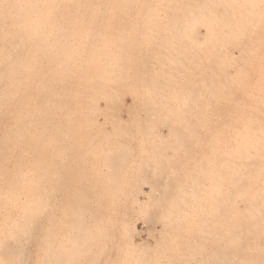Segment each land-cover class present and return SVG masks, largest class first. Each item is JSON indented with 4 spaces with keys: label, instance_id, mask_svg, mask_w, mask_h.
I'll return each mask as SVG.
<instances>
[{
    "label": "bare ground",
    "instance_id": "obj_1",
    "mask_svg": "<svg viewBox=\"0 0 264 264\" xmlns=\"http://www.w3.org/2000/svg\"><path fill=\"white\" fill-rule=\"evenodd\" d=\"M261 47L264 0H0V210L52 212L38 260L73 264L64 241L104 240L117 209L112 264H264V191L254 189L264 186ZM130 82L151 143L180 156L169 167L178 179L164 174L160 190L148 171L128 174L140 129L132 135L115 105ZM111 100L109 118L99 104ZM133 219L150 223V244Z\"/></svg>",
    "mask_w": 264,
    "mask_h": 264
},
{
    "label": "rangeland",
    "instance_id": "obj_2",
    "mask_svg": "<svg viewBox=\"0 0 264 264\" xmlns=\"http://www.w3.org/2000/svg\"><path fill=\"white\" fill-rule=\"evenodd\" d=\"M139 31H136L137 32V35L139 34V32H140V30L141 29H138ZM142 31V30H141ZM115 33V32H114ZM111 34H113V32L111 33ZM140 34H141V32H140ZM115 35V34H114ZM143 35V31H142V34L140 35V36H136L137 38L138 37H141ZM263 47H261V48H259V51L260 52H258V55H260V56H262L261 55V53L263 54L264 53V48L262 49ZM262 49V50H261ZM134 60H136V58H138V57H135L134 56ZM141 58L142 57H140L139 59H137V61H141ZM139 61V63H141ZM138 63V62H137ZM135 64L133 67L134 68H137L136 66H138V64ZM139 66H141V65H139ZM134 70V69H133ZM136 70H138V69H136ZM139 71V70H138ZM137 71V72H138ZM135 74V73H134ZM138 75H139V72H138ZM138 75H136V77H135V82H134V84H135V86H133V87H139V85H136V81H137V84H138ZM133 76H135V75H133ZM259 77V76H258ZM137 78V79H136ZM260 78V77H259ZM133 82V81H132ZM133 83H131L130 82V87L128 88V86L125 88V90H127V91H121V93H122V95L123 96H121V93H120V102L117 100L116 101V99H115V101L117 102V103H119V105L114 101V99H113V101H114V104H117L118 106H116L115 105V107H118V108H115V110L117 109V113L120 115V117H121V119H125L126 117H127V121L129 122V121H134V123H133V126H132V124L131 123H129L130 124V126L126 123V126H125V128L127 129V130H129V131H131L130 129H128V128H130L131 126L134 128V129H132V127H131V129L133 130V131H131L132 132V135L134 134V131L136 130L137 131V128L138 129H140L141 130V128H142V126H145V128H142V131L140 132V130H138L137 132L138 133H136V134H142L141 136H139V135H137V136H135L136 134H134L133 135V137L135 138L134 140H132V143H133V141H134V143L132 144V143H128V145H127V149L129 148L130 150H128V156H127V158L126 159H128V161H130V162H132V164L129 166L130 168H129V170H128V174L130 175V176H133V175H136V174H138V172L140 173V171L143 173V174H145V172L146 171H148L149 173H146L145 175L148 177V175H149V177H150V180L152 179V182H155V184H160L159 185V187L157 186V189H162V188H160L161 187V185H162V181H163V183H164V174H172V175H170V176H173V175H176L175 176V179H178L177 178V174H175V172H176V170H174L175 172H172L173 171V169H170L169 167L170 166H172L171 168H175V166H176V163L174 164V162H175V160H178L177 158H179L180 159V156H179V154L177 155H173V153L170 151V149L168 148V146H165L164 144H158V143H151V140L149 139L150 138V130H149V127H148V124L143 120V118H142V116H141V111L139 112L138 110H140L141 109V107H140V105H139V103L137 104V102L135 103H133V94L135 93V95H137L136 93H138V95L139 94H141V93H139L140 91L138 90V89H135V90H137L136 92H134V89H131L132 88V85H134ZM35 85V84H34ZM33 85V86H34ZM33 89H35L34 87H33ZM131 90H133V92L131 91ZM35 91V90H34ZM128 91H130V94L131 95H129V93H128ZM139 91V92H138ZM124 92H126L125 94L126 95H124ZM36 93V92H35ZM128 93V94H127ZM127 95H129V96H127ZM132 96V97H131ZM122 97V98H121ZM132 98V99H131ZM138 98V100H140V97L138 96L137 97ZM131 99V100H130ZM127 100H129V101H132L131 103L129 102V101H127ZM113 101L111 100V103H109V105H107V108H105L106 106H104L103 104L104 103H102V102H100V104H99V106L101 107V109H105L104 111H105V113L106 114H110V116H108L107 115V117H111L112 115V112H109V109H111L110 107L112 106V105H114L113 104ZM121 101H123L122 102V104H121ZM127 103H130V104H127ZM133 103V104H132ZM127 104V105H126ZM120 105L122 106L121 108H120ZM130 105H132L131 107H130ZM137 105V106H136ZM103 106H104V108H103ZM127 106V107H126ZM135 106V107H134ZM113 107V106H112ZM134 107V108H133ZM137 107H139L138 109H136ZM218 107V106H217ZM129 109V110H127V111H125L126 109ZM108 111H107V110ZM125 109V110H124ZM132 109L134 110V109H136L137 110V112L139 113H137L136 111H132ZM224 110V106H222L221 104L219 105V107H218V110ZM112 110H114V108L112 109ZM111 110V111H112ZM122 111H124V112H122ZM119 112H121V113H119ZM131 112H133V114H131ZM129 115H131L130 117H131V119H129L128 118V114ZM138 115H136V114ZM127 114V116H125ZM135 118H134V117ZM140 116V117H139ZM141 119V120H139V118ZM125 121V120H124ZM145 122V124H144V122ZM135 123H137L138 125H136ZM142 124V126L140 125V124ZM128 125V126H127ZM154 125H156V127L158 128H156L155 129V127H154V129H155V131H161V126H159V124H154ZM141 126V127H140ZM146 126H147V128L148 129H146ZM159 126V127H158ZM143 129H145L146 131L144 132V130ZM147 130H149V131H147ZM163 131V130H162ZM144 134H143V133ZM146 133V134H145ZM148 137H147V136ZM143 136L144 137H146L145 139L143 138ZM227 136H230L229 134H227ZM140 137H142V138H140ZM137 139H138V141H139V143H138V141H137ZM141 140H143V141H141ZM147 140V141H146ZM149 140V141H148ZM145 141V142H144ZM140 142H141V144H140ZM147 142H149V143H151V145L152 146H150L149 145V143H147ZM135 143H137V146H136V148H137V150L136 149H134V147H135ZM146 143V144H145ZM132 144V145H131ZM135 144V145H134ZM140 144V145H139ZM134 146V147H133ZM139 146V147H138ZM141 146H143V147H141ZM148 146V147H147ZM161 146H162V149H161ZM146 147V149H143V148H145ZM157 147H159V148H157ZM139 149V150H138ZM141 149H142V151L144 150L145 152H141ZM167 149V150H166ZM169 149V150H168ZM156 150H160V153H163V155L164 156H167V158L166 157H164L162 154L160 155L159 154V151H158V156H156L157 155V153H155V151ZM138 151H140V152H138ZM148 151V152H147ZM169 151V152H168ZM130 152H131V154H130ZM138 152V153H137ZM157 152V151H156ZM148 155H147V154ZM150 153L152 154V155H150ZM143 154H145V155H147V156H145V155H143ZM154 154V155H153ZM169 154V155H168ZM132 155V156H131ZM139 155V156H138ZM141 155H142V157H141ZM133 156H135V159L134 158H132ZM151 156H152V158H151ZM160 156H162V157H160ZM138 157V158H137ZM153 157H155V158H153ZM165 159H167V161L166 160H164V158ZM171 157V158H170ZM130 158H132L133 160H130ZM161 158H163V159H161ZM173 158V159H172ZM137 159V160H136ZM140 159H142L143 160V163H142V160H140ZM152 159L153 160H157L158 159V161H160L159 163H161V164H159L158 166H159V168H160V166L161 165H164V167H165V170H164V167L163 168H160V170H158L157 172L155 171V175H153L152 173H150V171L152 170L151 168V166H152ZM171 159H172V161H171ZM210 159H212V157H210ZM150 160V161H149ZM173 160H174V162H173ZM11 161V162H10ZM136 161H138L137 163H136ZM10 162V163H9ZM12 162H13V160L12 159H9L8 161H6L5 163H4V166H3V170H9V168H11V165H12ZM148 162V166H145L146 164L145 163H147ZM151 162V163H150ZM135 163H136V165H135ZM139 163L141 164V165H139ZM11 164V165H10ZM132 165H133V167H132ZM139 165V166H138ZM6 166V167H5ZM167 166V167H166ZM135 167H136V169H135ZM142 167H143V169H142ZM148 167V168H147ZM151 167V168H150ZM6 168V169H5ZM141 170H140V169ZM147 168V169H146ZM168 168V169H167ZM138 169H139V171H138ZM151 169V170H150ZM161 169L165 172H162L161 171ZM168 171H167V170ZM143 170V171H142ZM170 170H172V171H170ZM133 171V172H132ZM145 171V172H144ZM160 171V172H159ZM137 172V173H136ZM152 172V171H151ZM172 172V173H171ZM132 173V174H131ZM160 173V174H159ZM148 174V175H147ZM151 174H152V177L154 176V178H155V180H153L154 178H151ZM157 174H159V175H162L163 174V176H158V177H156L157 176ZM160 177H162V178H160ZM160 178V179H159ZM258 178H259V180L258 181H260L263 177H261V175H259L258 174ZM162 179V180H161ZM171 179V178H170ZM130 180H132V179H128L127 180V182L125 183V184H123V186H121V187H123V188H119V189H121V190H128L129 189V187H130V184H131V182H130ZM161 181V182H160ZM178 181V180H177ZM103 183H107L105 180L102 182V187L100 188L101 190L103 189V190H107V188L108 189H110L111 190V187L109 188V187H104V185L105 186H107L106 184H103ZM125 186V187H124ZM99 188H97V189H99ZM257 188H259V190L257 189ZM166 189H168V188H166ZM169 189H171V188H169ZM254 189H257V191H259V192H263L264 191V186H262L261 184H259L258 186H255V188ZM234 199V198H233ZM237 201L239 200V199H236ZM239 205H241V203H239V202H237V206H239ZM15 212H14V211ZM13 212V214H15L17 211V213L15 214L16 215V217H15V215H14V217L12 216L13 214H11L12 212ZM34 211H38V212H34ZM42 211V212H41ZM109 212H108V216H107V218H108V220H110V221H108V227L109 226H111V227H109V237L110 238H107V237H105L104 238V240L102 239V240H100L99 242H85V241H78V242H76V246H78V247H76V246H73L74 244H75V242H73V244L71 243H69V244H67V242H65L64 241V245L66 246V247H64V248H66V250L68 249V247H70L69 248V252H70V250L72 251L71 252V254L70 253H67V254H69V255H71V259H72V261L73 260H75V261H73L72 263L73 264H93L94 262H93V260H95L96 262H95V264H109V261H111L110 262V264H112V263H115L117 260H116V258L115 257H117L116 256V250L114 249V246L113 245H115V243H116V233L118 234V230H120V224H119V221L121 220V218H122V215L121 214H123V212L121 211V210H112V211H110V210H108ZM27 212V213H26ZM26 212H22L21 210H19V209H15V208H11V209H9V211L8 212H5V211H3V210H0V239L2 238V240H0V245L2 244V245H4V246H2L3 248H0V261L2 260L3 261V263L2 264H4V260H5V264H6V259H7V257H4V256H7V255H9V253H7V250H11L12 251V249H13V255H12V252H11V255L13 256V258L16 256L17 257V259H18V261L20 260V261H22L23 262V264H26V262H27V264H39V263H41V261L40 260H43L44 259V256H43V252L44 251H42V248H46V250H47V247H46V245L48 246V244H46L47 242H45L46 241V234L48 233V230L47 229H49V227H50V223H51V225H52V223L53 222H48V220H46V219H48V217L50 216L51 217V214H52V212L51 213H48L49 211H47V213H46V215L43 213L44 211L43 210H35V209H28V211H26ZM41 212V213H40ZM98 212V211H97ZM96 212V213H97ZM104 212V211H103ZM102 212V213H103ZM3 213V214H2ZM8 213V214H7ZM9 213H10V215H11V217H12V219H11V217H6V216H9ZM20 213V214H19ZM99 213H101L100 211H99ZM110 213V214H109ZM22 214V215H21ZM27 214V215H26ZM37 214H38V217H37ZM98 214V213H97ZM115 214V215H114ZM1 215H3V216H5L4 217V220L5 221H3L1 218H3V216L1 217ZM21 215V216H20ZM120 215V216H119ZM18 216V217H17ZM27 216V217H26ZM47 216V217H46ZM112 216V217H111ZM23 217H25L24 219H22ZM30 217H33V218H31L30 219ZM115 217V218H114ZM19 218V219H18ZM27 218V219H26ZM41 218H42V220H41ZM46 218V219H45ZM114 218V219H113ZM10 219V220H9ZM37 219H39V220H37ZM44 219V220H43ZM9 220V221H8ZM11 220H13V222L11 221ZM25 220H27V221H25ZM46 220V224H45V221ZM117 220V221H116ZM11 221V222H10ZM24 221V222H23ZM34 221V222H33ZM35 221L36 222H38L37 224L35 223ZM133 221L135 222V225L137 226L136 227V229H137V231L138 232H140L139 233V235H138V238H142L143 240L146 238V232L148 231V230H150L151 229V225H150V223H142L140 220H136V219H133ZM7 222V223H6ZM17 222V223H16ZM22 222L23 223H25V222H28L29 224H26V226H24V224H22ZM116 222V223H115ZM3 223V224H2ZM6 223V224H5ZM34 225H33V224ZM40 223V224H39ZM44 225H43V224ZM49 223V226L47 225ZM8 224V225H7ZM36 224V225H35ZM33 225V226H32ZM39 225V226H38ZM37 226V227H36ZM45 226H46V228H45ZM116 226V227H115ZM150 228H149V227ZM5 228V230H4V232H3V230H2V228ZM8 227L10 228L9 230H11V228L13 229L12 231H9V230H7L8 229ZM113 227H115V228H113ZM3 228V229H4ZM17 228L19 229V231L17 230ZM42 228V229H41ZM118 228V229H117ZM149 228V229H148ZM14 229H16V230H14ZM36 229V230H35ZM146 229H147V231H146ZM20 230H21V233H20V235H18L19 234V232H20ZM24 230V231H23ZM27 230V231H26ZM30 230H31V232H30ZM56 230H58V229H56ZM13 231L15 232V233H17V231H18V233L17 234H15V233H13ZM33 231V232H32ZM113 231V232H112ZM7 232H11V233H7ZM23 232H24V236L27 234V236H25L26 238H27V240H26V238L24 237L23 238V236L21 237V235L23 234ZM38 232V233H37ZM41 232V233H40ZM116 232V233H115ZM4 233H7V234H9V236L7 235V234H5V236H4ZM31 233H32V235H31ZM37 233V234H36ZM43 233V234H42ZM46 233V234H45ZM115 233V234H114ZM35 234V235H34ZM39 234V235H38ZM46 236H45V235ZM56 235H58L57 233H56ZM5 237L4 239H3V237ZM14 236H16V237H14ZM17 236H19V237H21L20 239H21V241L23 240V242H21L18 238L19 237H17ZM33 236V237H32ZM36 236H39V239L36 237ZM60 236V235H59ZM6 237H7V239L8 240H12V239H15V240H12V241H9V243L8 244H10V242H12L11 243V245H13V246H10V245H8L6 242H4V241H7L6 240ZM9 237V238H8ZM17 238V239H16ZM112 238V239H111ZM31 239V240H30ZM44 239V240H43ZM4 240V241H3ZM16 240H19L18 242L21 244V246L23 245V247L25 246V248H24V250H23V248L20 246V248L18 249V247H19V245L20 244H18L17 245V243H15V241ZM29 240H30V242H32L33 244H31L30 242H29ZM60 240V239H59ZM115 240V241H114ZM149 240V241H148ZM24 241L27 243V241H28V243H27V247H26V243H24ZM35 241H36V245H35ZM38 241V242H37ZM58 241V240H57ZM103 241V242H102ZM114 241V242H113ZM145 241H147L149 244L151 243V239H149V238H146L145 239ZM17 242V241H16ZM39 242L41 243V245L42 246H40V244H39ZM45 242V243H44ZM107 242V243H106ZM30 243V244H29ZM66 243V244H65ZM88 243V244H87ZM46 244V245H45ZM54 244H55V242H54ZM78 244V245H77ZM90 244V245H89ZM8 245V246H7ZM14 245H16V247L14 246ZM32 245V246H31ZM45 245V246H44ZM87 245V247H84V246H86ZM89 245V246H88ZM112 245V246H111ZM38 246H39V248H38ZM44 246V247H43ZM68 246V247H67ZM71 246H73V247H71ZM105 246V247H104ZM5 247V248H4ZM10 247V248H9ZM13 247V248H12ZM37 247V248H36ZM75 247V248H74ZM7 248H9V249H7ZM28 248V249H27ZM77 248V249H76ZM85 248V249H84ZM3 249V250H2ZM26 249V250H25ZM83 249V250H82ZM87 249H88V252H86L87 251ZM89 249H91V251L93 252H90L89 253ZM105 249V250H104ZM112 249V250H111ZM21 250H23V251H21ZM29 250V251H28ZM32 250V251H31ZM39 252H38V251ZM77 250V251H76ZM86 250V251H85ZM104 250V251H103ZM2 251H4V252H2ZM5 251H6V254L7 255H5V254H3V253H5ZM17 251H19V252H17ZM26 251V252H25ZM37 251V252H36ZM97 253H95V252ZM10 252V251H9ZM15 252V253H14ZM24 254H23V253ZM41 252V253H40ZM75 252V253H74ZM85 252V253H84ZM28 253V254H27ZM37 253H38V255H37ZM88 253V254H87ZM3 254V257L1 256ZM15 254V255H14ZM18 254H20V256L22 257V259L20 258V256L18 255ZM32 254H34V255H32ZM39 254H41V255H39ZM45 254V253H44ZM96 254L98 257L96 258V255L94 256V255ZM11 255H9V256H11ZM18 255V256H17ZM74 255V256H73ZM87 255V256H86ZM12 256L11 257H9L10 258V260L11 261H13V262H16V264H19V263H21V262H19V263H17L18 261H16V259L14 260V259H12ZM39 256H41L40 258H39ZM89 256H90V260H89ZM94 256V257H93ZM108 256V257H107ZM29 259H28V258ZM36 257V258H35ZM74 257V258H73ZM76 257V258H75ZM87 257V258H86ZM92 257H93V259H92ZM9 258H8V260H7V263L9 264L11 261L9 260ZM20 258V259H19ZM24 258H26L27 260H25ZM80 258V259H79ZM112 258H113V260H112ZM118 258V257H117ZM38 259H40V260H38ZM85 259H87V260H85ZM109 261H108V260ZM33 260V261H32ZM78 260V261H77ZM24 261H26V262H24ZM44 261V260H43ZM77 261V262H76ZM113 261V262H112ZM12 262V263H13ZM29 262V263H28ZM80 262V263H79ZM86 262V263H85ZM88 262V263H87ZM89 262H91V263H89ZM105 262H107V263H105ZM1 263V262H0ZM13 264H15V263H13ZM22 264V263H21ZM41 264H45V262H42Z\"/></svg>",
    "mask_w": 264,
    "mask_h": 264
}]
</instances>
